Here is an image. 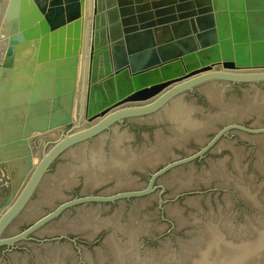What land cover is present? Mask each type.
<instances>
[{"label":"water","instance_id":"95a60500","mask_svg":"<svg viewBox=\"0 0 264 264\" xmlns=\"http://www.w3.org/2000/svg\"><path fill=\"white\" fill-rule=\"evenodd\" d=\"M4 21L0 264H264V0H0Z\"/></svg>","mask_w":264,"mask_h":264},{"label":"flooded vegetation","instance_id":"af4514ba","mask_svg":"<svg viewBox=\"0 0 264 264\" xmlns=\"http://www.w3.org/2000/svg\"><path fill=\"white\" fill-rule=\"evenodd\" d=\"M72 125H70V126H68V127H66V128H63L61 131H60V135L61 136H63V135H67L68 134V132H70L71 130H72ZM54 139H48V138H46V139H44V141H40L39 140V138H36V139H34V141H33V149H34V152L35 153H37V151H36V149L37 148H42L43 150H45V149H47L48 147H51L52 146V141H53ZM38 150V149H37ZM44 155V154H43ZM39 156V155H38ZM61 160H62V156H60L56 161H54V163L52 164V169H53V171H54V169L59 165V163L61 162ZM76 188H78V187H76ZM4 196L7 198L8 197V194H6V193H4ZM57 206L56 207H58V206H60V204H62V203H59V201H57ZM128 204L130 205V202H128ZM108 206H110L111 207V209H110V211H113V210H115V208L116 207H119L120 206V202H117V203H109V205ZM73 210H75V208H72ZM102 210H103V208H102ZM102 212H104V211H102ZM32 224V223H31ZM30 224V225H31ZM29 225V226H30ZM28 225H27V227H25V228H23V230H25L26 228H28L29 227ZM22 230V231H23ZM14 235H12V236H10V237H13ZM33 236H34V234L33 235H30L29 236V239L28 240H26V241H29V240H35L34 238H33ZM26 241H22V242H20L22 245H20V246H16V247H20V249L19 250H21L20 252H23L26 248L28 249L30 246H29V244L26 242ZM76 245V244H75ZM14 249L15 250H17L15 247H14ZM9 250H11V249H8V247H7V245H5V246H2V247H0V259L3 261H5V259H7V255H8V253L10 252ZM18 251V250H17Z\"/></svg>","mask_w":264,"mask_h":264},{"label":"bare ground","instance_id":"6f19581e","mask_svg":"<svg viewBox=\"0 0 264 264\" xmlns=\"http://www.w3.org/2000/svg\"><path fill=\"white\" fill-rule=\"evenodd\" d=\"M6 30H7V24H6V21H4V24H3L1 32H0V38L5 37V36H9L8 33H6ZM176 30H179V28L176 27ZM176 30L174 29V31H176ZM156 39H157V37H156Z\"/></svg>","mask_w":264,"mask_h":264},{"label":"crops","instance_id":"0c3cea01","mask_svg":"<svg viewBox=\"0 0 264 264\" xmlns=\"http://www.w3.org/2000/svg\"><path fill=\"white\" fill-rule=\"evenodd\" d=\"M159 55H160V53H158V58H159Z\"/></svg>","mask_w":264,"mask_h":264}]
</instances>
